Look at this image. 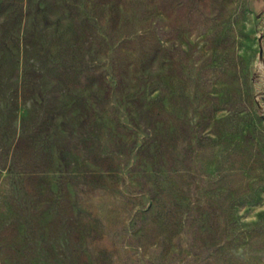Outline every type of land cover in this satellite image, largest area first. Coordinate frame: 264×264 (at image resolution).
<instances>
[{"label":"rangeland","instance_id":"obj_1","mask_svg":"<svg viewBox=\"0 0 264 264\" xmlns=\"http://www.w3.org/2000/svg\"><path fill=\"white\" fill-rule=\"evenodd\" d=\"M0 264H264V0H0Z\"/></svg>","mask_w":264,"mask_h":264}]
</instances>
